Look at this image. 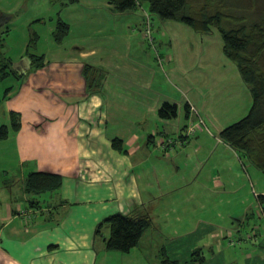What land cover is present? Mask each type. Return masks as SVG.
<instances>
[{
    "label": "crops",
    "instance_id": "crops-1",
    "mask_svg": "<svg viewBox=\"0 0 264 264\" xmlns=\"http://www.w3.org/2000/svg\"><path fill=\"white\" fill-rule=\"evenodd\" d=\"M5 21L0 12V26ZM77 33L82 43H60L43 61L23 58L4 75L18 81L6 95L23 93L21 102L41 89L50 93L41 96L44 108L27 114L15 108L7 116L10 124L3 123L10 132L0 141V264H167V258L195 264L192 254L198 248L206 256L201 264H264V201L253 192L264 191V171L241 161L219 136L253 102L237 64L213 63L211 53L206 58L209 42L198 33L195 63L187 61L184 48L168 60L171 73L167 62L166 70L130 68L103 56V32ZM190 33L195 34L173 35ZM214 33L200 34L212 38ZM181 41H176L180 48ZM100 87L101 97L92 93ZM176 88L184 94L181 101ZM167 101L178 105L177 117H160ZM188 102L208 118V126L165 153L159 139L183 135L191 121ZM12 112L20 115L19 130L12 127ZM36 171L61 174L62 186L28 192L27 177ZM203 189L211 191L204 195ZM220 193L231 196L229 206L205 201L212 196L219 202ZM146 209L161 212L156 218L166 229L178 212V222H190L191 231L167 237V252L164 248L159 255L146 247L156 240L150 231L128 253L106 250L103 239L110 228L99 236L100 224L116 213Z\"/></svg>",
    "mask_w": 264,
    "mask_h": 264
},
{
    "label": "rangeland",
    "instance_id": "rangeland-1",
    "mask_svg": "<svg viewBox=\"0 0 264 264\" xmlns=\"http://www.w3.org/2000/svg\"><path fill=\"white\" fill-rule=\"evenodd\" d=\"M233 2L238 4L240 13L244 12L248 16V22L259 21L264 17V0H233ZM0 12L7 16V21L0 26V128L3 123L6 125L10 124L7 116L15 108L20 109L25 114L36 108H44L41 96L47 91L50 93L49 90L41 89L35 94H29L28 100L25 99L22 102L23 93L13 97L10 94L7 96V89L10 87L15 88L18 83L15 77L12 76V79H10V77L3 75V73H9L10 64L13 68V63L15 64L23 58L36 60L34 59L35 57L44 56L45 59L47 55L51 57V53L61 45L60 43H64L63 46H74L75 43H82L83 37H80L81 34L77 32H103L100 40L104 47L107 48L103 56L110 58L109 61H119L123 66L130 68L140 67L146 69L151 66L153 69L163 70L167 62V73L168 71L171 73L170 61L168 60L170 57L175 60L176 57L174 56L178 55L182 49H188V53L185 55L187 61H194L195 63L198 55L191 57L193 55L192 49L197 47L200 42L195 36L198 33L182 22L161 19L157 15H152L149 12L147 2H143L142 5H139L129 13H118L114 11L108 0H0ZM174 32H195V34L190 33L185 35V37L179 35L181 38L177 37V39H174ZM213 32L215 33L212 38L203 37L199 33V38L204 44L209 42L210 49L205 50V57L207 58L211 53V61L222 65H225L227 60L234 62L224 52L222 32H219L217 28H213ZM57 35L62 38L61 42L58 41ZM109 35H112V37ZM177 40L180 43L182 42L181 40L184 41L182 48L177 44L179 43L176 42ZM217 46L220 47L219 50H222L223 55L217 53ZM211 48L212 51H210ZM114 50L115 53L113 52ZM176 50L177 53H175ZM173 64L172 62V66H174ZM215 66H212L214 70H216ZM199 68L200 65H197L196 71ZM220 68L228 74V69L225 70L221 66ZM96 70L103 74L104 68L97 66ZM209 70L208 72L212 76L213 73ZM48 72L50 73L51 69ZM94 72L95 70L93 69L90 76ZM115 75L118 76V72L115 71ZM176 89L179 91L178 88ZM98 91L96 92L94 89L92 93H97L99 97L103 96L101 95L103 89ZM179 95L181 101L184 94L180 92ZM193 106L196 107L195 105ZM197 111L201 113L200 109ZM202 116L205 119V123L208 124V118L203 114ZM238 118H235L236 121ZM162 140H159L160 144ZM55 162L58 165V160H55ZM253 168L258 170L256 167ZM206 170L205 168L203 173ZM203 190L204 195H208L211 191L209 189ZM220 194L223 198H220L219 202L212 196L210 199L204 196L205 201L208 204L213 203L221 209L229 206L232 200L231 196ZM175 198L179 199L181 197ZM145 212L155 217L156 225L150 230V233L156 234V240L153 239L146 243V247H150L153 254L157 253V251L162 253L164 248H166L164 251L167 252L169 245L167 237L169 239L171 236L176 238L178 236L176 235L177 233L185 235L191 231L188 229L190 222H178V217L181 216L178 212L171 214L172 222L170 224L169 222L167 223L168 229L162 228V221H158L156 218V215H161V212L153 213L149 209H146ZM146 247L144 246L145 249ZM160 253L157 254L159 255ZM161 256L163 255L161 254Z\"/></svg>",
    "mask_w": 264,
    "mask_h": 264
},
{
    "label": "trees",
    "instance_id": "trees-1",
    "mask_svg": "<svg viewBox=\"0 0 264 264\" xmlns=\"http://www.w3.org/2000/svg\"><path fill=\"white\" fill-rule=\"evenodd\" d=\"M143 2L148 3L152 15L182 22L197 33H211L213 28L222 32L224 52L239 67L245 83L251 90L253 102L249 112L226 126L219 136L235 149L241 161L264 171V17L259 21L248 22V16L244 12H239L238 4L233 0H108L114 11L118 13H129ZM57 39L59 42L62 41L58 35ZM34 59H36L33 60L34 62L43 61L44 56ZM187 108L191 121L188 122L183 135L163 137V140H182L186 143L194 137L199 128H207V123L197 126L199 119L189 102ZM178 109L176 103L167 101L160 108L159 115L163 119H172L177 117ZM200 115L202 116L201 113ZM191 125H196V129L188 137L187 131ZM12 127L14 130H19L21 127L20 115L14 112H12ZM9 132L10 128L3 125L0 128V141L7 138ZM118 143L119 141L115 140V144ZM164 151L165 153L171 151V147L167 146ZM62 184L61 174L36 171L28 175L26 188L28 192L39 194L57 190ZM155 225L154 218L145 211L131 214L116 213L100 224L97 234L102 235L105 226H108L110 234L103 239L105 249L128 253L140 245L145 234ZM205 259L203 248L194 250L192 261L195 264H201ZM166 262L178 263L177 260L168 258Z\"/></svg>",
    "mask_w": 264,
    "mask_h": 264
},
{
    "label": "built area",
    "instance_id": "built-area-1",
    "mask_svg": "<svg viewBox=\"0 0 264 264\" xmlns=\"http://www.w3.org/2000/svg\"><path fill=\"white\" fill-rule=\"evenodd\" d=\"M192 109H193V112L198 116V119H199L197 126L205 124V119L197 111L198 109L196 107H194L193 105H192ZM195 129H196V125L189 126L188 131H187V136L189 137L191 134H193ZM183 143H184V141H182V140H174V139H166L165 140L164 139V140H162L161 146H162V149H164V150L167 148V146H170L171 149H173L175 146L182 145ZM254 192H255V196L258 200L264 201V191L259 193L255 190ZM259 204L261 205V207H263L262 202H260ZM261 210H262L261 215L264 217V209L261 208Z\"/></svg>",
    "mask_w": 264,
    "mask_h": 264
}]
</instances>
